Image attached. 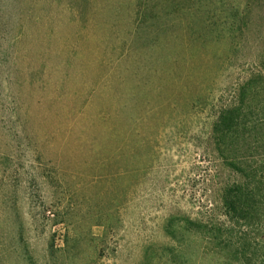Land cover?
<instances>
[{
	"label": "rangeland",
	"instance_id": "1",
	"mask_svg": "<svg viewBox=\"0 0 264 264\" xmlns=\"http://www.w3.org/2000/svg\"><path fill=\"white\" fill-rule=\"evenodd\" d=\"M263 175L264 0H0V264H235Z\"/></svg>",
	"mask_w": 264,
	"mask_h": 264
},
{
	"label": "trees",
	"instance_id": "2",
	"mask_svg": "<svg viewBox=\"0 0 264 264\" xmlns=\"http://www.w3.org/2000/svg\"><path fill=\"white\" fill-rule=\"evenodd\" d=\"M245 103V99H242L238 105L222 109L216 122V130L223 131L228 136L238 125L240 127L241 119L249 115L245 111ZM248 125L250 123L244 122V126ZM234 168L237 173L247 172L246 167L238 163L234 164ZM260 184L256 186L250 181L235 182L224 189L223 204L226 214L232 219L231 225L238 227L235 230L231 226L233 230L229 235V239L237 246L235 264H264V241L259 240L253 231L257 223L263 224L264 201L259 198L264 194V175L260 178Z\"/></svg>",
	"mask_w": 264,
	"mask_h": 264
}]
</instances>
